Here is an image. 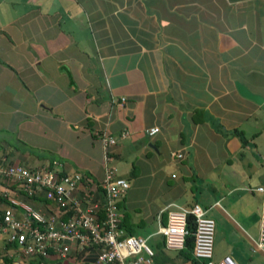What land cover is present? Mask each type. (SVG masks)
I'll return each instance as SVG.
<instances>
[{
	"label": "crops",
	"instance_id": "0c3cea01",
	"mask_svg": "<svg viewBox=\"0 0 264 264\" xmlns=\"http://www.w3.org/2000/svg\"><path fill=\"white\" fill-rule=\"evenodd\" d=\"M54 161L83 175L71 214L96 204L103 219L107 166L127 180L119 227L152 264H202L157 232L194 204L214 222V263L264 264V0H0V163ZM21 203L61 219L0 175V221L22 220ZM8 243L0 224V264H36ZM63 244L45 264H95L98 246Z\"/></svg>",
	"mask_w": 264,
	"mask_h": 264
},
{
	"label": "built area",
	"instance_id": "2783aa9c",
	"mask_svg": "<svg viewBox=\"0 0 264 264\" xmlns=\"http://www.w3.org/2000/svg\"><path fill=\"white\" fill-rule=\"evenodd\" d=\"M158 131L157 127L146 130L149 135ZM112 137H106L104 144L113 143ZM177 157L180 154L177 153ZM54 161L49 165L31 168L19 164L4 165L0 163V175L5 180L16 182L27 196H34L44 191L46 199L51 200L57 209L70 207L69 191L81 183L83 175L78 172L64 174L54 170ZM105 202L103 219L96 217L98 205L92 204L84 211L76 210L66 219L44 218L29 205L21 203L24 218L15 219L11 210L7 209L1 216L2 230L7 234V240L16 243L25 257H34L36 264H45L44 259L50 248L62 253L67 249L65 240H75L83 245L98 246L95 264H152V251L141 237L124 233L119 227V214L116 201L128 188L125 178L117 176L112 166H107L101 180ZM257 190L263 191V187ZM14 203V201H12ZM63 211V209H61ZM62 211H60L62 213ZM59 212V210H58ZM191 213L195 227L193 234L192 255L202 264H235L225 257L218 263L212 261V240L214 222L204 215L199 205L194 204L189 209L167 211L166 224L158 227L163 243L169 249H181L184 236L187 234L185 215ZM40 226V227H39ZM257 249H264V199L261 202Z\"/></svg>",
	"mask_w": 264,
	"mask_h": 264
},
{
	"label": "trees",
	"instance_id": "16d2710c",
	"mask_svg": "<svg viewBox=\"0 0 264 264\" xmlns=\"http://www.w3.org/2000/svg\"><path fill=\"white\" fill-rule=\"evenodd\" d=\"M61 209H63V211ZM70 209L71 208H67L66 206L64 208L58 209L59 212L62 211V213L60 212V218L66 219L67 217L72 215L71 214L72 212ZM185 222H186L185 227L187 229V234L184 236V244L180 250H182L185 254L188 255L189 253L192 252V246H193V234H192V232L194 231V227H195L194 217L191 213H187L185 215ZM7 246L16 247V243L9 242Z\"/></svg>",
	"mask_w": 264,
	"mask_h": 264
},
{
	"label": "water",
	"instance_id": "95a60500",
	"mask_svg": "<svg viewBox=\"0 0 264 264\" xmlns=\"http://www.w3.org/2000/svg\"><path fill=\"white\" fill-rule=\"evenodd\" d=\"M235 86L239 94H241L242 96L247 97L255 102H258L259 100H261V98L258 95L251 93L240 83H235Z\"/></svg>",
	"mask_w": 264,
	"mask_h": 264
},
{
	"label": "rangeland",
	"instance_id": "374dc122",
	"mask_svg": "<svg viewBox=\"0 0 264 264\" xmlns=\"http://www.w3.org/2000/svg\"><path fill=\"white\" fill-rule=\"evenodd\" d=\"M212 245H213V243H212Z\"/></svg>",
	"mask_w": 264,
	"mask_h": 264
}]
</instances>
